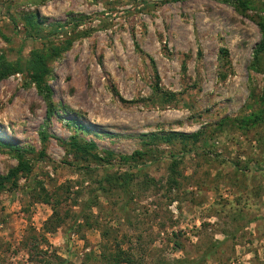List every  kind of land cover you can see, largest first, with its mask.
Instances as JSON below:
<instances>
[{
    "label": "rangeland",
    "instance_id": "rangeland-1",
    "mask_svg": "<svg viewBox=\"0 0 264 264\" xmlns=\"http://www.w3.org/2000/svg\"><path fill=\"white\" fill-rule=\"evenodd\" d=\"M263 29L264 0H0V56L23 59L0 141L31 166L0 188V264H41L36 238L72 264H264ZM19 160L0 145V175Z\"/></svg>",
    "mask_w": 264,
    "mask_h": 264
},
{
    "label": "trees",
    "instance_id": "trees-1",
    "mask_svg": "<svg viewBox=\"0 0 264 264\" xmlns=\"http://www.w3.org/2000/svg\"><path fill=\"white\" fill-rule=\"evenodd\" d=\"M36 14H30L26 16V23L25 26H29L31 29H36ZM53 56V54L33 51L32 56L30 59L24 62L26 65V71L27 76L30 79V83H34L40 92L44 93L45 96L50 101V109L49 112L51 114V107H53V103L50 99L51 89L48 85V77L51 73V69L49 67V60ZM256 62H261V60L264 58V29H263V38L261 42L259 43L256 53H255ZM23 64V59H18L15 62L7 61L5 56H0V81L12 73L20 70L21 65ZM74 124H78L82 130L88 131V128L79 122L78 120L72 121ZM173 133L167 136H164L165 141H171ZM180 137H189V135H180ZM46 138L44 137V140ZM71 146H75L78 143V136H75L74 139L71 141ZM0 145L8 146L11 148L13 152L17 155L19 160V165L16 168H13L8 175H0V188H5L10 184V188H16L18 186V177L20 172H29L31 170V166L28 161H26V158L21 152V148L13 144L12 142H2L0 141ZM80 145V144H79ZM77 146V148L79 147ZM96 146L95 144L88 143L86 140L83 139V143L80 145L79 149L82 151L90 152L91 149H94ZM43 188V191L36 197V200H41L42 202H47L52 205L53 213L48 218V220L44 224V228L46 231H55V229L63 222V218L60 217L59 214V206L61 205V201L57 199H50L48 192H46L45 188ZM44 192V196H43ZM36 247H33L36 251V255L38 256L39 262L41 264H72V262L69 259H65L59 255L56 256V260H52V255L49 253L48 249L46 250H39V244H41L40 240L36 238ZM35 246V245H34ZM34 252V251H32ZM125 251L121 250L120 252L116 254H112L111 259H113L114 264H118L120 261V258L125 257V261L129 262L131 261V258L127 256Z\"/></svg>",
    "mask_w": 264,
    "mask_h": 264
}]
</instances>
